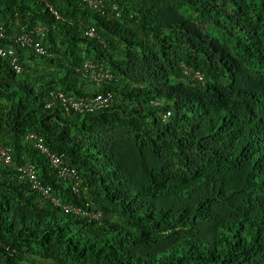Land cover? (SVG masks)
Listing matches in <instances>:
<instances>
[{"label": "trees", "instance_id": "trees-1", "mask_svg": "<svg viewBox=\"0 0 264 264\" xmlns=\"http://www.w3.org/2000/svg\"><path fill=\"white\" fill-rule=\"evenodd\" d=\"M47 1L61 18L0 0V46L23 68L0 55V264H264V0ZM87 60L112 78L84 76ZM53 91L113 100L66 112Z\"/></svg>", "mask_w": 264, "mask_h": 264}, {"label": "built area", "instance_id": "built-area-1", "mask_svg": "<svg viewBox=\"0 0 264 264\" xmlns=\"http://www.w3.org/2000/svg\"><path fill=\"white\" fill-rule=\"evenodd\" d=\"M42 1L45 6L49 9V11L55 15L56 18H61L58 12L53 8L52 4L48 2L47 0H38ZM87 3L89 8L100 10L101 13H103L102 7H104L105 3L111 2L112 0H82ZM112 8L113 10L118 9V5L115 2H112ZM118 15V14H117ZM85 35L89 37H96L100 38L95 27L89 26L84 31ZM0 37H2V33L0 32ZM22 41V44L28 45L34 49L35 52L39 54H44L46 51L45 49L40 45L39 41L33 39L29 33H25L24 29L22 32V35L18 38ZM100 42H102L99 39ZM0 55L9 56L10 65L15 70V72H21L22 71V65L18 62V57L16 53L11 48H6L0 46ZM81 72L84 76H88L91 80H93L96 83H100L103 80H110L112 78V74L109 69H107L103 64L101 63H95L90 60L84 62L81 68L78 70ZM196 76L201 78V75L199 73H196ZM51 104L52 103H58L60 104L63 109L66 112H78V113H84V112H91L96 109H101L106 106H108L112 101V93L106 92V93H96L93 96H86V97H75L72 95H66L61 91H53L51 93ZM49 105V104H48ZM28 139H37L34 134H29ZM41 138H38L35 142V147L40 149L43 153H45L48 156V159L51 163V165L57 169L58 175L66 180L69 184H71V187L74 192L79 193L81 189V178L79 177L76 170L67 164H64L65 161L61 158V156L57 155L54 152H50L48 147H46L41 142ZM0 160L8 163L11 161V153L0 144ZM17 170L20 172L21 177H27L29 181L32 183V186L38 190H40L41 194L45 197H49V189L45 186H41L40 183L37 180V177L34 173V167L32 164H26L25 166H19ZM52 201L56 204L60 205L59 200L53 199ZM63 209L66 211H73V212H79V209L73 208L68 205H61ZM94 217H97V214H93Z\"/></svg>", "mask_w": 264, "mask_h": 264}, {"label": "clouds", "instance_id": "clouds-1", "mask_svg": "<svg viewBox=\"0 0 264 264\" xmlns=\"http://www.w3.org/2000/svg\"><path fill=\"white\" fill-rule=\"evenodd\" d=\"M88 61V60H87ZM86 62V61H85ZM93 62V61H92ZM95 63H97V62H95ZM84 64V63H83ZM102 64V63H101ZM82 67V66H81ZM81 67H79V68H81ZM79 68H78V70H79ZM111 72V71H110ZM186 73H188V71L186 70L185 71ZM196 73H199L200 75H201V78H199L198 76H196ZM112 74V73H111ZM196 78H198V80H202L203 81V79H204V76H203V74H202V72L201 71H196L194 74H193ZM89 78V77H88ZM90 79V78H89ZM91 80V79H90ZM91 81H93V80H91ZM94 82V81H93ZM94 83H96V82H94ZM101 83V82H100ZM96 84H99V83H96ZM106 92H110V91H106ZM106 92H97V93H106ZM112 93V92H111ZM73 96V95H72ZM76 97V96H75ZM112 100H113V95H112ZM111 103H112V101H111ZM110 103V104H111ZM109 104V105H110ZM107 107V106H106ZM63 108V107H62ZM70 112H72V111H70ZM169 115H170V111H166L165 113H163L162 114V118L164 119V120H166L168 117H169ZM66 164V163H65ZM69 166V165H68ZM71 167V166H70ZM72 168H74V167H72ZM75 169V168H74ZM79 175V174H78ZM80 177V176H79ZM81 178V177H80ZM81 188H82V179H81ZM81 190V189H80Z\"/></svg>", "mask_w": 264, "mask_h": 264}]
</instances>
